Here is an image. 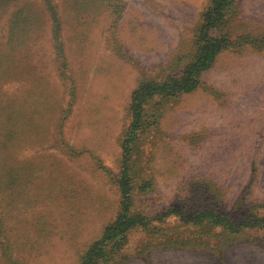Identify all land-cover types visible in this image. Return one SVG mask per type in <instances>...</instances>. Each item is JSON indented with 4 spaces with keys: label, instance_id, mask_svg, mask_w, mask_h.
Wrapping results in <instances>:
<instances>
[{
    "label": "rangeland",
    "instance_id": "374dc122",
    "mask_svg": "<svg viewBox=\"0 0 264 264\" xmlns=\"http://www.w3.org/2000/svg\"><path fill=\"white\" fill-rule=\"evenodd\" d=\"M209 3L12 0L3 8L0 264H80L118 219L133 93L144 80L182 76ZM237 6L243 18L226 30L232 38L264 35V0ZM238 44L194 91L148 99V124L136 129L143 136L126 145L146 229L106 264H264V229L230 235L187 216L264 213V43Z\"/></svg>",
    "mask_w": 264,
    "mask_h": 264
},
{
    "label": "trees",
    "instance_id": "16d2710c",
    "mask_svg": "<svg viewBox=\"0 0 264 264\" xmlns=\"http://www.w3.org/2000/svg\"><path fill=\"white\" fill-rule=\"evenodd\" d=\"M11 1L12 0H0L1 13L3 12V8L7 7ZM237 4L238 0H210L208 7L203 14V23L197 31L198 34L196 35L197 38L195 42L197 49L195 50V53L192 54V60L190 63L184 68L182 76L177 78L169 77L163 82H148V80H144V83H141V86H139L133 93L130 111L132 124L130 128L127 129L128 132L125 136L126 140H124L123 144L124 167L119 178H117L122 189V212L114 223L107 226L104 236L96 242L91 249H89V251L83 256L80 264H106L112 262L114 257L120 254V252L124 250V247L126 248V244L129 241V235L132 231L140 228L146 229L144 227L145 224L142 223L144 218L140 214H137V211L134 209L137 204V194L132 187L135 180L130 178L129 170H131V168L128 165L133 159V151L132 149L126 148V145L129 147L134 136L137 135L138 137L141 135L140 139L143 136L140 132L136 133V129L139 125L148 124L147 114L150 110L147 108L148 99H153L155 96H161V94H168L169 97H178L182 94L194 91L199 85L201 74L212 67L220 53L236 46L234 43L238 42V45L248 43L260 45L264 43L263 34L255 35L253 32H248L237 36L234 39L232 38V32L226 31L227 29H230L229 26H232L233 21L240 16V7H238ZM112 8L114 9V12H116L119 6L113 4ZM25 10L26 8L22 7L18 9L16 16L15 14L13 15V18L10 21L12 24L9 29L10 38L8 41L13 42V38L18 33L14 31L15 25L13 26V19L15 17L16 20L21 19ZM119 13L121 14V12ZM241 18H243V16H240L239 19ZM44 19L45 18L42 20ZM45 25L46 20L44 22V26ZM15 39L17 43L16 45H19L20 39ZM148 89L151 90L146 94ZM149 127L150 126H148V128ZM2 162H4V160L1 158L0 154V167ZM193 215L200 225L209 226V224H211L213 226H221L223 227L222 230L230 235H238L246 232L248 229H257L256 227L264 229V213L261 212L255 214L254 217L251 216L253 218L249 215L246 217L244 216L241 221H235L230 214L223 211L218 212L216 210H211V208L200 211H188V217ZM147 226L149 228L152 227L157 229L156 225L148 224Z\"/></svg>",
    "mask_w": 264,
    "mask_h": 264
}]
</instances>
